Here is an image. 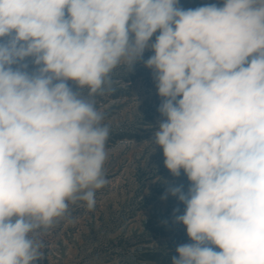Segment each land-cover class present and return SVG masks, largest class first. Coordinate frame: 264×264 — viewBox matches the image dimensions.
<instances>
[{
    "label": "clouds",
    "instance_id": "1",
    "mask_svg": "<svg viewBox=\"0 0 264 264\" xmlns=\"http://www.w3.org/2000/svg\"><path fill=\"white\" fill-rule=\"evenodd\" d=\"M0 38V264H35L38 230L95 207L109 128L79 90H110L149 47L154 143L190 181L167 190L194 242L171 264H264V0H0Z\"/></svg>",
    "mask_w": 264,
    "mask_h": 264
},
{
    "label": "rangeland",
    "instance_id": "2",
    "mask_svg": "<svg viewBox=\"0 0 264 264\" xmlns=\"http://www.w3.org/2000/svg\"><path fill=\"white\" fill-rule=\"evenodd\" d=\"M223 3L179 0L184 9ZM158 35L159 30L149 44ZM152 55L149 47L132 69L119 64L110 73V90L103 94L89 97L87 87L79 90L67 81L82 98L95 101L103 114L101 125L109 128L103 165L108 183L96 191L92 210L86 202H69L64 218L47 230H38L44 247L35 264H171L173 257L179 258V245L194 243L186 226L175 221L174 209H179L175 215H183L185 205L167 192L182 185L186 193L190 181L182 169L180 176L172 175L165 166L163 149L154 143L159 122L166 118L158 111L163 98L153 70L145 66ZM24 62L29 72L36 70L32 58Z\"/></svg>",
    "mask_w": 264,
    "mask_h": 264
}]
</instances>
